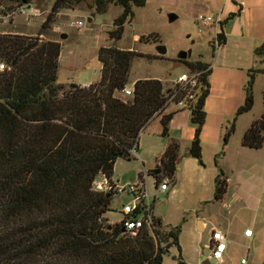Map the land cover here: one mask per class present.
<instances>
[{"label": "trees", "instance_id": "obj_1", "mask_svg": "<svg viewBox=\"0 0 264 264\" xmlns=\"http://www.w3.org/2000/svg\"><path fill=\"white\" fill-rule=\"evenodd\" d=\"M39 0H0V3L39 4ZM84 0H55L51 13L36 37L0 33V61L7 69L0 71V228L13 250L14 264H160L170 248L175 247V264H188L182 257L179 236L181 223L166 225L154 217V228L143 227L134 235L122 222L110 224L106 212L114 194L95 191L94 182L103 176L110 184L117 160H134L130 151L137 149L143 129L159 118L166 148L155 170L147 172L156 185L168 178L173 185L180 162L181 144L169 133V124L180 110H189L194 127L187 156L203 165L201 133L206 121L204 109L210 94L211 67L199 59L178 60L188 72H200L197 84L189 90L192 98L186 107L166 104L169 88L156 78L137 79L133 93L122 91L130 84L129 73L134 58L163 59L136 50L115 46L100 47L97 58L100 77L95 83L60 84L57 72L61 44L40 38L52 16L61 9H71ZM146 0H94L86 6L96 14L107 6L121 7L113 20L110 39L120 40L124 26L134 17L133 8ZM223 20L216 35L218 46L226 43ZM157 34L141 36L140 42L157 40ZM214 40L212 48L214 49ZM255 67L247 71L244 103L226 123L223 147L235 131L239 116L251 111L253 84L264 62V43L254 51ZM264 99V90H263ZM174 107L168 111V107ZM264 112L243 133L241 145L261 149L264 143ZM215 165L214 201L227 192V176ZM158 171V173H154ZM142 174L140 175V178ZM109 195V196H107Z\"/></svg>", "mask_w": 264, "mask_h": 264}, {"label": "crops", "instance_id": "obj_2", "mask_svg": "<svg viewBox=\"0 0 264 264\" xmlns=\"http://www.w3.org/2000/svg\"><path fill=\"white\" fill-rule=\"evenodd\" d=\"M232 2L233 4L231 0H223L222 7L218 11L223 20L231 13L238 15L224 24L223 33L226 43L219 46L214 64L210 65V94L204 105L206 121L201 133L204 164L200 165L195 158L186 155L193 139L194 127L190 121V112L180 110L169 124L170 136L181 144V159L177 166L174 183L170 184L165 192H159L156 189L153 177L150 178L149 185L152 190L154 216L160 218L164 224L175 226L184 220V225L188 226L190 222L185 217L189 218L188 214L200 211V215H196L193 219V222L197 224L195 226L197 231H205L209 228L212 233L215 230H221L227 239L226 250L229 243L233 242L237 246L253 248L254 251V248L255 250L259 247L264 248V149L245 148L241 145V138L256 117L243 116L246 114L239 116L235 131L224 147L223 133L226 123L234 117L237 109L244 103L247 71L256 64L255 49L264 43V0H233ZM241 2L244 5L239 10L238 5ZM205 14L213 15L217 12ZM193 29L199 34H205L200 37L199 43L203 51H209L220 29L208 26L200 31L196 21ZM201 56L202 53H199L198 57ZM198 57L193 60L199 59ZM156 79L163 81L161 78ZM88 85L90 84L82 86ZM173 109L174 107L170 106L167 110ZM239 131L242 133L237 138ZM165 148L166 140L161 136L160 119H153L140 133L136 156L133 160L137 167L136 177L129 185L137 184L141 174L156 169L158 159ZM222 150L224 154L219 157L218 162L227 176V192L221 201H214V181L218 174L215 159ZM118 162L119 160L114 166V171ZM232 162L234 167L231 165ZM233 170L238 171L240 180H233L230 177ZM97 179L103 181L104 177L99 176ZM112 181L115 186H123L119 184V178L113 180L112 177ZM230 187L238 190V198L244 202L243 207L247 208V205H250L255 208V215L250 216L245 213L238 217L236 213L229 211L225 213L215 207L218 204L223 205ZM157 193L163 197L164 208H159L155 203ZM116 195L118 194L114 196ZM244 222L249 223L251 227H244ZM246 230H251L252 235L246 236L244 234ZM180 238L179 244L182 246ZM185 261L193 264L187 259ZM223 261L222 259L221 263ZM172 264H175V260Z\"/></svg>", "mask_w": 264, "mask_h": 264}, {"label": "rangeland", "instance_id": "obj_3", "mask_svg": "<svg viewBox=\"0 0 264 264\" xmlns=\"http://www.w3.org/2000/svg\"><path fill=\"white\" fill-rule=\"evenodd\" d=\"M54 1L39 0L38 5L32 4L38 10L39 15L32 17L29 22L22 16H16L7 22H0V33L30 37L38 36L42 25L52 11L51 7ZM222 2L223 0H146L144 6L133 8L134 17L125 24L123 36L117 41L110 39L109 32L114 27L113 20L121 13V7L109 5L105 13L96 14L84 2H81L71 9H61L56 12L52 16L53 21L49 23L40 38L56 40L61 44L57 82L65 85L70 83L92 84L99 80L101 64L98 61L97 53L100 47L115 46L119 49L136 50L144 55L153 56L160 55L157 47L163 46L166 49L165 54L162 55L163 59L138 57L132 60L129 73L130 84L127 87L131 88V83L135 79L161 78L164 86L171 88L174 85L175 78L185 71L182 65L173 69V61L178 58L180 52L191 50L190 58L192 59L197 58L199 53H202V56L198 57L201 61L209 65L214 64L219 46L215 44V50L210 48L209 51H203L199 40L205 34H199L194 29L192 30V27L197 15L200 13L213 14L217 12L219 14L218 11L222 7ZM170 14H174L176 18L170 20ZM71 20H83L84 27H69L68 24ZM62 34H66L67 37L65 39L61 38ZM149 34H157V40H151L147 43L139 41L141 36H148ZM260 67L263 68V72L256 75L253 84V107L250 112L243 115L249 116L247 118L255 116L257 119L264 112V62ZM185 111L189 110L185 109ZM241 133L240 131L237 133V138L241 136ZM262 148L264 149V143ZM135 164L133 160L119 159L116 170L113 172V180L119 178V184L123 186L131 184L132 179L136 177L137 167ZM231 165L234 167L233 162ZM237 173L238 171L233 170L230 177L233 180H240ZM152 177L145 172L146 187L150 195H152V190L149 182ZM236 183L238 184V182ZM162 198L157 193L155 203L159 208H164L165 203L162 202ZM128 202L129 198L125 194L119 193L113 196L110 211L106 212L105 215L110 224L120 221L122 205ZM243 206L244 202L238 198V190L232 187H230L223 205H215L216 208H220L225 213H228V211L236 213L238 217L245 213L250 216L256 214L254 207L247 205L246 208V206ZM200 213V211L193 212L188 214L189 218L185 217V219H189L188 226L184 225V220L181 222L182 231L180 233L181 238L180 236L179 238L184 260L187 259L193 264H204L205 262L206 264H242L241 259H244L247 264H264V248L259 247L257 250L254 248L253 251V248L237 246L233 242L229 243L228 249L224 252L222 263L211 258L208 243L211 231L209 228L205 231H197L195 229L197 224L193 222L196 215H200ZM244 227L251 226L249 223L244 222ZM199 229H202L200 223ZM2 234L0 228V264H14L13 250L10 249L12 246L9 245L8 239ZM176 255V248H170L160 264H172Z\"/></svg>", "mask_w": 264, "mask_h": 264}, {"label": "built area", "instance_id": "obj_4", "mask_svg": "<svg viewBox=\"0 0 264 264\" xmlns=\"http://www.w3.org/2000/svg\"><path fill=\"white\" fill-rule=\"evenodd\" d=\"M243 2L239 3V10L243 7ZM38 10L32 4L22 3L14 6H8L3 3H0V22H7L13 19L16 16H22L26 21H30L32 17L38 16ZM223 21L221 14L217 15H206L198 14L196 17V23L199 30H203L208 26H215L219 30L220 24ZM71 28H83V20H71L68 24ZM218 33V32H217ZM216 33V35H217ZM216 35L214 38V44L218 46L216 41ZM7 69V66L4 62L0 61V71ZM200 72H188L184 71L174 80V85L168 89L166 93V104L174 105L177 108H184L187 104V99L192 98L190 90L197 84V79ZM190 90L181 98L178 97V93L181 90L186 88ZM133 93V87H126L122 94L124 96H131ZM133 157L136 156V148H133L130 151ZM170 185V180L168 178H163L157 185L156 189L159 192H165L168 190ZM94 189L98 192L108 193L112 192L113 194H125L129 198L127 204L122 205L120 215L122 225L125 230L131 234H135L139 229L143 227L153 230L154 228V213H153V197L149 194L146 182H145V173L139 179V182L134 185L127 186H115L110 184L105 178L103 181L95 180ZM246 236H251L252 231L246 230L244 233ZM227 239L224 233L221 230H215L211 233L209 239V250L211 253V258L217 262H221L223 259V254L226 250ZM242 264H246V260L241 261Z\"/></svg>", "mask_w": 264, "mask_h": 264}, {"label": "water", "instance_id": "obj_5", "mask_svg": "<svg viewBox=\"0 0 264 264\" xmlns=\"http://www.w3.org/2000/svg\"><path fill=\"white\" fill-rule=\"evenodd\" d=\"M84 1L88 5H93V3H94V0H84ZM175 18H176V16L174 14L169 15L170 20H174ZM66 37H67L66 34L61 35V38H63V39H65ZM157 51H158V54L164 55L166 52V49L163 46H159V47H157ZM191 52H192L191 50L180 52V54L178 55V59H180V60L189 59L191 57ZM179 67H181V63H179V62L174 63L173 69L179 68ZM154 173L156 174V173H158V171H155ZM107 196H109V195H107ZM204 264H206V262Z\"/></svg>", "mask_w": 264, "mask_h": 264}, {"label": "flooded vegetation", "instance_id": "obj_6", "mask_svg": "<svg viewBox=\"0 0 264 264\" xmlns=\"http://www.w3.org/2000/svg\"><path fill=\"white\" fill-rule=\"evenodd\" d=\"M178 60H179V59H178V58H176V59H174V61H173V62H174V63H177V62H178Z\"/></svg>", "mask_w": 264, "mask_h": 264}, {"label": "bare ground", "instance_id": "obj_7", "mask_svg": "<svg viewBox=\"0 0 264 264\" xmlns=\"http://www.w3.org/2000/svg\"><path fill=\"white\" fill-rule=\"evenodd\" d=\"M143 175V174H142ZM115 195V194H114Z\"/></svg>", "mask_w": 264, "mask_h": 264}]
</instances>
